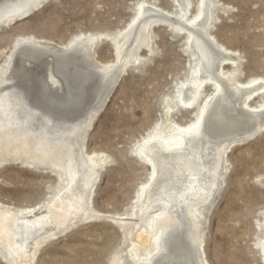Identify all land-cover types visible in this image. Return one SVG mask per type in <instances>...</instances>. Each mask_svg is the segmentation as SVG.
Returning <instances> with one entry per match:
<instances>
[{
	"label": "bare ground",
	"instance_id": "bare-ground-1",
	"mask_svg": "<svg viewBox=\"0 0 264 264\" xmlns=\"http://www.w3.org/2000/svg\"><path fill=\"white\" fill-rule=\"evenodd\" d=\"M42 1L0 0V26ZM175 1L176 13L139 1L113 42L114 61L94 57V34L59 46L33 35L15 41L10 58L0 65V167L14 162L50 168L62 184L37 208L0 202V259L6 264H35L38 250L49 240L83 220L104 216L92 207L91 195L108 157L88 153L85 134L125 70L120 61H138V49L150 45L152 25L160 21L183 34L195 56L189 72L193 76L177 87L173 99L194 110V116L179 123L169 116L174 102H166L163 127L144 136L134 150L148 170L133 198L140 203L134 211V231H128L134 232L129 254L143 264H208L203 233L210 200L223 181L228 148L264 127V100L257 106L249 103L264 92V78L236 80L234 52L207 31L211 0H198L197 13L190 17L185 15L189 1ZM227 64L231 72L224 71ZM204 84L211 86L210 95H204ZM108 217L119 228L129 221L127 214Z\"/></svg>",
	"mask_w": 264,
	"mask_h": 264
},
{
	"label": "rangeland",
	"instance_id": "rangeland-1",
	"mask_svg": "<svg viewBox=\"0 0 264 264\" xmlns=\"http://www.w3.org/2000/svg\"><path fill=\"white\" fill-rule=\"evenodd\" d=\"M139 1L143 0H44L27 17L0 26V65L10 58L15 41L25 35L59 46L74 37L94 34L97 37L90 42L94 57L100 62L114 61L112 49L118 31L131 20ZM144 1L171 13L179 11L175 0ZM188 1L186 17L196 14L199 4L198 0ZM211 2L207 31L236 55H232L238 66L236 80L264 78V0ZM161 24L152 25L151 43L140 46L138 61H120L125 70L85 134V150L108 157L91 195L92 207L104 216L83 220L49 240L38 250L35 264H110L114 259L116 264H143L129 254L134 232L129 235L128 231H134L133 222L138 220L134 211L140 203L133 198L148 170L134 150L144 136L163 127L166 102L175 104L171 119L187 123L194 116V110L173 99L177 87L193 76L189 72L195 56L183 34L169 22ZM227 65L224 71L231 72ZM210 87L204 84L205 96L211 94ZM260 95L251 98L250 105H259L264 92ZM225 156L223 181L215 189L207 213L204 257L208 264H264V127L248 139L236 141ZM51 170L14 162L2 165L0 202L12 208H37L62 184L59 174ZM120 214L129 216L123 228L108 217ZM0 264L6 263L0 259Z\"/></svg>",
	"mask_w": 264,
	"mask_h": 264
},
{
	"label": "water",
	"instance_id": "water-1",
	"mask_svg": "<svg viewBox=\"0 0 264 264\" xmlns=\"http://www.w3.org/2000/svg\"><path fill=\"white\" fill-rule=\"evenodd\" d=\"M40 4H41V3H40ZM40 4H39V5H40ZM39 5L36 6V7H34L33 9L29 10V11H28L24 16H22L21 18L15 19L14 21L19 20V19H23V18L27 17L30 13H32V11H34L36 8H38ZM14 21H12V22H14ZM160 22H161V21H160ZM1 25H4V24H1ZM90 48H91V45H90ZM111 90H112V89H111Z\"/></svg>",
	"mask_w": 264,
	"mask_h": 264
}]
</instances>
